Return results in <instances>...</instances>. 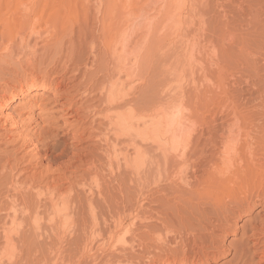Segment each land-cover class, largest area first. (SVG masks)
<instances>
[{"label":"rangeland","instance_id":"1","mask_svg":"<svg viewBox=\"0 0 264 264\" xmlns=\"http://www.w3.org/2000/svg\"><path fill=\"white\" fill-rule=\"evenodd\" d=\"M49 1L55 0H0L3 7L1 13L2 15L4 13L0 19L4 17L2 22L12 21L15 25L22 6L29 2ZM89 1L91 14L94 15L95 3L106 0ZM123 1L122 4L128 5L125 11L135 7L134 9H137L135 11L138 12L146 0H142L143 3L141 0ZM192 1L193 6L197 5L198 0ZM208 1L204 0V4L209 3L208 6L212 10L208 8L210 11L208 13L212 15L206 13L203 19L206 20L209 16L212 21L218 20V27L221 23L220 28L226 27L223 31L228 34L227 39L229 35L230 39L231 35L234 36V41L238 39V44L248 45L244 48L246 51L244 54L255 56L251 58L247 55V61L249 60L248 63L252 65H247L246 59L240 60L238 57L233 61H227L231 62V64L227 63L229 76L239 75L243 82L249 80L254 82L255 79L254 88L242 84L246 93L244 92V95L242 93L241 97L248 100V106L243 99L239 101L243 111H247L251 106L255 108L259 101H262L256 98L264 93L262 87L264 86V0ZM212 2L215 6H211ZM190 3L192 2H188V13L192 8H196V5L193 7ZM120 4V7L123 6ZM213 7L216 11H213ZM215 13L218 16H215ZM190 14L193 15L194 23H197V19L202 16L197 18L199 13L197 16L194 12ZM2 22L0 28L6 24ZM161 22L163 21L160 20L153 25L151 36L146 41L143 40L145 33L139 30L136 45L143 40L139 48L144 50L141 49L143 53L138 55L139 62L134 68L135 72L132 70L131 76L118 75L113 67H107L106 63L105 66V61H101L102 58L99 62H103V65H99L101 74L99 73L98 76L105 79L104 82L107 80L110 82L105 84L106 88L109 84L108 89L116 83L117 90L121 89L119 91L121 95L117 96L122 99L118 101L119 104L123 105L126 102L125 104L129 105L128 102H131V108L136 109L134 112L139 113L137 117L140 118L143 114L155 115L156 120L150 118H147L150 119L148 121L141 120L139 125L141 127H137L138 130L133 131V135L129 133L130 137L127 136L128 133L117 137L116 132L111 130V127L108 128L110 125L104 117L96 119L94 123L92 118L90 122L79 124L76 114L70 110V105L62 106L65 101L56 103L61 93L44 87L43 78L46 77L47 72L51 75V79L56 76L49 72L48 63L54 57L62 59L60 70L71 50L69 42H66L62 49L56 47V51L50 57L43 59L47 60V63L35 71L25 64L26 56L33 52L40 58L44 55L41 49L42 43L36 45L35 38H31L29 46L26 47L24 45L22 47L20 39H17L11 50L12 53L0 57V264H231L238 246L245 240L243 236L245 227L262 212L263 205L254 207L252 211H246L237 219L238 221L235 220L237 231L229 233L224 238L219 254L207 260L185 262L181 257L164 256L166 254L161 253L162 249L153 242L152 235L149 236L151 231L149 223L152 222L149 219L156 216V210L163 211L168 208L162 200L169 192L166 190L171 184V176L179 170L166 165L163 151L153 141H142V138L152 131V136L156 135L157 121L164 114L172 116L171 113L179 114L183 108L186 110V107L181 106H186L184 98L187 100V94L183 92L188 85V74L183 78L180 76L183 69L179 59L182 60V56L179 57L181 50L177 48L183 41L176 42L177 46L175 42L172 45L167 35L173 30V24L167 25L166 22L162 24ZM183 23L186 28V19ZM213 24L215 25V22ZM22 26L25 27L19 33L34 27L38 31L49 29L53 26L51 12L40 8L31 21ZM231 26L232 30H230ZM137 29L141 28L137 27ZM8 33L12 35L13 29ZM251 33L255 34L254 38ZM241 34L249 35L244 39ZM247 38H250L249 41H246ZM227 41L232 42L229 39ZM8 42L9 40H4L1 48H4ZM218 56L220 57L219 54ZM244 61L246 64L243 63ZM139 64L141 65L138 66ZM88 66H91L90 63ZM69 67L74 69L75 65ZM99 68L97 70H100ZM111 70L114 74L110 73ZM85 71L86 69L82 67L81 73ZM107 74H111L110 77ZM177 76L179 78H176ZM32 78H37L39 82L36 87L30 88ZM25 85L29 87L24 89ZM96 92L98 94V90ZM98 96L96 97L99 99ZM96 97L94 100H98ZM79 98L80 96H77L73 103ZM243 103H246L245 107L250 108H245ZM79 106L80 104L77 107ZM168 108L169 110L166 111ZM170 110L172 111L169 112ZM103 111L104 109H101V113L98 111V114L103 113L100 116H105L107 110ZM159 115L160 118L156 117ZM155 127L157 129H154ZM44 129H48L52 133L51 136L38 138L30 146L25 145L26 140L31 136H39ZM101 140H107L105 141L107 143L104 145V141L102 144ZM169 249L173 247L170 246ZM158 252L162 254L161 257ZM252 253L254 250L250 252L249 262L259 264L262 256H252Z\"/></svg>","mask_w":264,"mask_h":264},{"label":"bare ground","instance_id":"2","mask_svg":"<svg viewBox=\"0 0 264 264\" xmlns=\"http://www.w3.org/2000/svg\"><path fill=\"white\" fill-rule=\"evenodd\" d=\"M122 1L96 2L94 15L91 14L89 0L29 2L21 7L15 25L10 20L8 23L3 21L6 24L0 28V57L9 56V53H12L11 50H13L17 39H20L22 47L23 45L26 47L29 46L31 38H35L36 45L39 42L42 43L41 49L44 51V55L40 58L33 52L27 55L25 60L27 67H31L35 71L47 63V60L43 59L50 57L56 51V47L62 49L66 42H69L71 50L64 59L62 68L59 70L62 59L54 57L48 63L50 65L49 72L56 76L51 79V75H48L47 72L46 77L43 78L44 87L61 93L58 95L56 103L60 104L65 101L62 106L70 105V110L76 114L79 124L90 122L92 118L94 123L96 119L104 117L110 125L108 128L111 127L117 137L124 133H128L127 136L130 137L129 133L133 135L132 132H137L141 127L139 126L141 120L154 119L155 115L150 116L151 112L150 115H145L142 112L143 116L141 118L138 116V118L137 114L139 115V113L135 114L134 110L136 109L131 108V102L127 101L130 106L125 104L126 102L125 105L119 104L122 99L117 96L121 89L117 90L116 83L111 88L108 89L110 84L106 88L105 84L110 82L108 80L104 82L105 79L98 76L101 71L99 67L105 61L104 64L108 65L105 64V66L113 67L112 69L118 75L131 76L132 70L135 72L134 68L139 62L138 55L143 53L139 45L143 40L149 39L153 25L160 20L166 22L167 25L173 24V30L167 36L171 39L172 45L175 42L177 46L180 41H183L177 49L181 50L180 56H178H182V60L179 59V62L181 61L179 64L183 67H181L183 70L179 75L183 78L185 74H188V85L186 91L183 92L187 94V100L183 97L186 106H181L186 107V110L183 108V111H177L179 114L171 113L172 116L169 114H164L163 117L156 116L159 118L161 116V119L157 121L158 125L155 124L156 127L158 126V129L154 128L157 129L156 132L154 130L156 135L152 136L153 131L151 130V134L144 133V138H142V141H153L163 151L166 165L179 170L171 176V184L167 186L166 190L169 192L162 200L164 204L168 205V208L163 211L156 210V216L151 217L154 220L149 219L152 221L149 223L151 225L149 236L152 235L153 242L162 249L161 253L166 254L164 256L181 257L185 262L207 260L219 254L223 247V241H225L224 238L229 233L237 231L235 227L238 218H241L246 211H252L254 207L263 205L262 212L245 227L243 234L245 240H241L242 243L238 246L231 264H251L249 259L252 250H254L252 256L261 255L262 261L259 264H264V93L256 98L262 101H259L255 108L245 107L246 103L248 106V100L241 97L244 92L246 93L242 84L245 83L247 87L251 85L254 88L255 79L252 78L254 82H250L251 80L243 82L239 75L230 74L229 76L227 65L229 61L235 60V57L247 61V55L249 57L252 55L244 54L246 52L244 48L248 45L238 44V37H236V43L232 35V40L230 35L228 38L232 41L230 43L227 41L228 34L223 31L226 27L220 28L222 23L218 27V20L217 22L212 21L209 16L206 17L209 19L208 21L206 18V20L203 19L210 9L209 3L205 5L204 0L203 3L202 0H198L200 2L197 1V5L194 4L196 8L193 6L192 0H146L145 4L141 0L143 6L138 12L135 11L137 10L134 9L135 7L125 11L128 5L122 4ZM189 1L192 2L190 5L192 4L191 6L194 7L191 9L194 14L196 16L198 13L200 14L197 18L202 15L197 19V23H194L193 15L190 14V12L193 14L190 11L191 7L188 13ZM120 3L123 6L120 7ZM40 8L51 12L53 26L43 31H38L34 27L19 33L25 27L22 25L28 24ZM213 8V11H216L215 7ZM2 11L3 7L0 3V17ZM184 19L187 21L186 28L183 23ZM2 20L0 19L1 22ZM137 27L141 29H137ZM10 29H13L12 35L8 33ZM139 30H142L146 36L139 45H136ZM230 30H232V26ZM252 33L251 36L254 38L255 34L252 35ZM231 34H233L232 31ZM240 36L244 39L247 37L244 34L245 37L242 34ZM248 39L250 38H247L246 41H249ZM4 40H9V42L4 48H1ZM176 42L178 43L176 44ZM217 53L220 57H217ZM101 58L103 62L99 63ZM258 58L259 56L257 60ZM238 59L237 61H239ZM39 60L40 62H37ZM140 62H142L141 59ZM248 62L250 61L246 62L247 65H252ZM72 64L75 65L74 69L69 67ZM82 67L86 69L84 73H81ZM98 68L100 70H97ZM113 70L110 73L114 74ZM102 71L104 72V69ZM107 71L109 72L108 69ZM109 75L108 77H110ZM178 76L176 78H179ZM35 79L37 78L31 79L30 88L37 86L39 81ZM78 80L80 81L75 84ZM28 87L25 85L23 88L27 89ZM262 87L264 88V86ZM77 96L80 98L73 103ZM94 97L98 100H94ZM242 99L246 102L243 103L244 107L250 108L246 109L247 111L240 108L239 101ZM256 99L255 101H257ZM255 101L253 100V102ZM250 103L251 101H249ZM79 104L80 106L77 107ZM243 105L241 106L243 107ZM101 109H104L103 112L107 110V114L104 113L105 116H100L103 115V113L100 114ZM168 110L169 108L166 111ZM143 123L145 124V122ZM51 134L48 129H44L39 136H31L26 140L25 145L30 146L36 139H44ZM103 141L105 145L107 140ZM103 141L101 140L102 144ZM101 142L100 146H102ZM246 240L249 242L246 243ZM251 242L252 244H250ZM170 246L173 249L170 250ZM167 248L169 250H166ZM158 253L160 254V252ZM157 254L154 253V255Z\"/></svg>","mask_w":264,"mask_h":264}]
</instances>
